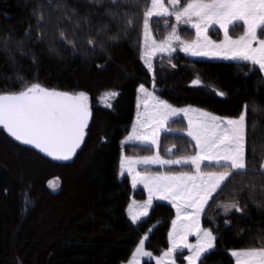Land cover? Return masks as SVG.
Returning <instances> with one entry per match:
<instances>
[{
	"label": "trees",
	"instance_id": "trees-1",
	"mask_svg": "<svg viewBox=\"0 0 264 264\" xmlns=\"http://www.w3.org/2000/svg\"><path fill=\"white\" fill-rule=\"evenodd\" d=\"M65 3L75 8L81 18L90 13L87 22L73 19L82 30L78 37L71 34L70 28L64 29L69 39L74 40V48L60 42L54 25L41 29L48 36L37 42V29L31 14L33 0H0V37L11 35L13 38V44L7 50L0 44V93L16 92L32 83L84 91L89 94L92 112L82 150L70 164L50 162L64 175H59L57 189H52L47 182L40 185L41 200L33 207L37 208L42 201L48 205H40L34 216L25 222L17 174L7 161L0 159V264H17L18 260L23 264H124L131 259L139 240L150 230L146 248L160 255L169 247L168 233L175 211L169 204L155 202L149 216L133 224L127 215L128 205L132 198L145 199L146 193L143 189L134 190L129 177L120 178L119 173L121 142L130 133L135 120L139 85L151 88L153 81L161 87L170 84L158 64L153 77L141 61L142 23L137 25L136 31L121 35L116 42L107 37L97 39V29L106 22L102 11L90 7L88 0H61V7ZM140 3L138 11L150 6V0H140ZM164 21L154 19L151 23L158 40L165 37L166 29L161 28ZM29 26L33 30L30 39L24 36ZM117 27L114 22L110 23L107 36L115 35ZM235 28L242 29L243 24H237ZM211 32L216 34L220 30L212 29ZM181 35L187 39L195 37L194 32L184 29ZM88 38L96 40L95 51L89 47ZM18 40L24 41L25 55L15 47ZM166 60L174 63L180 77L185 78L186 67H192L225 93L223 97L217 96L203 88L202 92L186 89L178 94H162L174 106H195L219 116L236 117L245 103L251 105L254 102L256 109L249 111L248 118L250 125L255 123L257 131L250 133L249 142H257L259 153L258 137L264 134V84L256 83L262 75L259 70L245 77L250 69L258 67L246 62L194 60L180 52ZM102 77L112 86L111 90L119 93L109 108L97 105L101 84L96 83ZM186 127L184 119L170 122L168 128L177 131L162 135L160 153L163 156L179 158L194 154L195 143L179 131ZM171 146H175V151L168 156L166 150ZM126 152L129 156H149L155 149L129 145ZM248 162L249 165L256 163L251 154ZM184 169L192 167L165 168L167 171ZM203 169L223 170L212 164H205ZM241 179L244 177H236L237 181ZM244 198L235 195L231 185L214 195L206 211L205 225L218 239L215 250L205 254L202 264H235L231 250L264 246V241L257 238L264 236V216L255 205L247 204V215L236 211L227 216L221 214V202L231 203ZM53 204L63 205L57 210ZM209 218L215 222H210ZM225 220L231 223L225 224ZM184 255L177 254L178 263H185L181 258Z\"/></svg>",
	"mask_w": 264,
	"mask_h": 264
},
{
	"label": "snow or ice",
	"instance_id": "snow-or-ice-1",
	"mask_svg": "<svg viewBox=\"0 0 264 264\" xmlns=\"http://www.w3.org/2000/svg\"><path fill=\"white\" fill-rule=\"evenodd\" d=\"M89 6L97 11H102L106 22L96 31L97 39H107L116 42L119 37L131 31H136L137 25L142 23L143 30V59L148 68H152L151 57L157 52L171 53L175 49L173 42H179L184 52L192 55L220 56L234 61L249 62L253 66L245 77L259 70L261 78L257 84H264V0H150V6L141 9L140 0H88ZM32 16L35 20L36 40L42 42L48 33L42 31L49 25L55 26V32L60 40L67 46H75L64 29H71L73 36H79L81 29L79 22L88 20V15L81 18L80 13L65 3L61 7V0H33ZM47 13V14H45ZM153 17H174L176 26L191 24L196 30L197 39L191 43L181 41L177 27H173L165 19V26L172 30L167 38L157 42L150 31L149 21ZM243 23V34L237 38L229 35V26L236 22ZM114 22L118 27L115 35L107 36L109 24ZM218 24L224 31V39L220 43L211 41L206 35L207 30ZM32 27L24 32L26 38H31ZM89 47L95 51L96 40L88 38ZM0 44L7 50L13 44L11 35L0 37ZM15 47L23 52L24 41H15ZM103 48V45H100ZM50 50H54L51 49ZM33 62L35 56L33 55ZM175 67V65H172ZM199 79L193 80V85H201ZM139 91L144 95L146 111L142 115L137 113V123L133 126L129 141L155 147L157 151L152 156L139 159L123 157L120 162V173L131 174L133 186L143 185L147 189V200L138 203L133 200L128 205V213L133 224L142 222V218L149 215V209L154 199L170 200L175 206L176 217L171 221V231L168 233L170 247L155 257V264H176L175 253L178 250L188 249L189 255L181 257L187 264H202L205 254L215 250L218 237L211 228H204L201 217L214 194L222 191L229 185L235 195L245 198L231 203L219 205L227 216L233 209L241 215H247L248 203L260 209L264 216V134L258 137L257 142H249V135L257 131L255 123L249 124L248 113L255 111L256 105L245 103L240 114L236 117H220L206 111H197L190 106L175 108L167 101H161L149 92L143 84ZM119 93L106 92L104 99L106 106L110 98ZM219 96H225L219 92ZM89 94L84 91L66 92L49 89L40 83H32L18 92L0 93V126L6 129L11 137L26 145H32L48 156L59 160H72L82 149L92 118L89 104ZM151 106L148 111L147 106ZM195 112V115L190 113ZM181 113L187 117L186 132L188 137L195 142V152L190 156H181L175 159H165L159 153L160 133H169L177 130L168 128L172 117ZM103 139V138H102ZM175 147V146H173ZM168 153L172 152L169 148ZM255 160L254 165H249V158ZM208 162L223 169L215 172H203L201 166ZM138 165H188L194 168L189 172H162L141 173L137 171ZM236 177H244L239 181ZM244 205V206H242ZM210 222H215L209 218ZM230 224L229 220L224 221ZM195 235V243H189V236ZM264 241V236H258ZM147 236L139 240L128 264H141L142 257H151L152 253L145 250ZM235 264H264V246L231 250ZM17 264H23L17 261Z\"/></svg>",
	"mask_w": 264,
	"mask_h": 264
},
{
	"label": "rangeland",
	"instance_id": "rangeland-1",
	"mask_svg": "<svg viewBox=\"0 0 264 264\" xmlns=\"http://www.w3.org/2000/svg\"><path fill=\"white\" fill-rule=\"evenodd\" d=\"M165 2L168 3V0H165ZM181 2L183 3L184 0H181ZM154 19H167L169 24H171L173 27H177V26H176V22H175L174 17H159V18L158 17H153V18H151L150 21H149L151 36L159 43V42H161V41H163V40H165L167 38V36L171 32L172 28L168 27V26H165V24L163 22V26L161 28L162 29H166V31H165L166 33H163V35H165V37L162 40H158L155 37V35H154L153 27L151 25L152 20H154ZM237 24H243V23L238 21L234 25L229 26V35L232 36L234 39L243 34L244 26H243L242 29L237 30L235 28ZM182 29L194 32L195 37L192 38V39L184 38L181 35V30ZM212 29H218V30H220V32L216 33V34H213L211 32ZM177 31H178V35H179L181 41H185V42L191 43V42H193V41H195L197 39L196 30H195V28L192 27L191 24H180L177 27ZM206 35L208 36V38L211 41H213L215 43H220L224 39V31H223V29L220 28V26L218 24H214L211 27H209V29L207 30ZM261 38H264V36H261ZM143 43H144V41H143V33H142V44H141V61H142V63L144 64V66L146 67L148 72L153 77H155V75H156V73H155L156 72V66L158 64L160 66V68L164 71V74L166 75V77L168 79V82L170 84L169 87H161V86H158L153 81L152 85H151V88H148L147 86H145L143 84L145 86V88L149 92L154 93V96L157 97L161 101H167V100L159 92H157V90L163 91L164 94H169V93L178 94L179 92H181V90L190 89L191 91L194 90L196 92H200V91L202 92L203 88L204 89L207 88V89L211 90L212 92H214L217 96H219L218 95L219 92H224V91L221 90V88L218 85L207 81L199 71H197L196 69H194L192 67H186V71L187 72L185 74L186 75L185 78L180 77L178 72H177V68L176 67H172V65H174V63L172 61L166 60V58H172L178 52L184 54L187 58L194 59V60H213V61L238 62V63L244 62V61H234V60L226 59V58L220 57V56L192 55L189 52H184L183 51V47H182V45L179 42H173L172 47L175 50L172 51L171 53L157 52L154 56L151 57L152 68L149 69L147 64L144 62V59H143ZM246 63H249V62H246ZM196 79H199L202 82L201 85H193L192 84V81L196 80ZM96 84H101V89H100L101 92L98 94L99 97L97 99V105H100L102 107H107L106 103H105L104 99H102V97H103V95L106 92L113 91V90L110 89V87H112V86L108 84V82L105 79V77L100 78V80H98V82ZM153 85H154L155 89L153 88ZM93 87H95V86H93ZM114 98H110L108 100V103H110L111 106L113 104ZM143 101H144V95H143V93H141L139 91V87H138L137 100H136L135 120H134V123L132 125L130 133L121 142V160L125 156L133 158V159H139V158L145 157V156H129L127 154V152H126V148L129 145L147 146V145L141 143L140 141H129V140H127V137L132 132L133 126L137 123V113L139 112V113H141L143 115L145 113V111H146V105H145V103ZM172 106L175 107V108H187V107H189V106L177 107V106H174V105H172ZM190 107L192 109H194V110H197V111H206L204 109H200V108L195 107V106H190ZM147 109H148V111L152 110L150 105L147 106ZM206 112H208V111H206ZM209 113H211V112H209ZM190 115L194 116L195 112L190 113ZM214 115H216V114H214ZM216 116H219V115H216ZM220 117H223V116H220ZM178 119H184L186 121V123H187V117L184 116L183 113H181L179 116L172 117L169 120L168 125L170 124V122L178 120ZM164 133H169V132L162 131L160 133V141H161V137H162V135ZM183 134L187 136L186 132H183ZM188 138L191 139V137H188ZM147 147H149V146H147ZM152 148L155 149V152L157 151V149L155 147H152ZM169 148L172 149V152L171 153L167 152V155L171 156L174 153V151H175V147L171 146ZM159 153H160V145H159ZM154 154H152V155H154ZM152 155H149V156H152ZM160 155L162 157H164L165 159H175L174 157H165L161 153H160ZM0 159H3L5 161H7V163H9L11 168L17 174L18 182H19V185H20V188H21V192H22V197H23V203H24L23 221L25 222L26 220H28L29 218H32L34 216L35 212L37 211V208L40 205L41 206H42V204L48 205V204H46V202L42 201V203H40L37 208L35 206H34L35 208L33 207L35 202H37V204H38L40 202V200H41V195L39 193L40 185L43 182H47L48 185L52 189H57L58 186H59V180H60L59 175H64V174H62V172H59V168H53L50 165V161L49 160H47L44 157H42L41 155L37 154L36 152L31 150L30 148H28L24 144L15 141L3 129H0ZM205 164H209V163L205 162ZM205 164H203L201 166V170L203 172H215V171H217V170H212V171L204 170L203 166ZM174 167H189V166L188 165H184V166H180V165H168V166H161V165L144 166V165H138L137 166V171H139L141 173L147 172V173H151V174L162 173V172H169V173H172V172H176V173H178V172H189V173H191V172L194 171V168L192 166H191L192 169H190V170H187V169L178 170V171H167V170H165V168H174ZM152 168H161V170H158V171L150 170ZM124 176H128L129 177L131 186H132V188L134 190L143 189L145 191V193H146V198L145 199L138 200V199L132 198L129 204H131L133 200L137 201L138 203H143L144 201H146L147 200V196H148L147 189L143 185L133 186L132 182H131L132 177H131L130 173L125 172V174L123 176L120 175V178H123ZM155 202L166 203V204H169L170 206H172L174 211H175V215H174L173 219H175V217H176V209H175V206L171 203L170 200L154 199L153 205H154ZM210 202H211V200L209 201L208 205L205 207V211H204V213H203V215L201 217V224H202V227H204V228H209V227H207L205 225V215H206V211H207V208H208ZM53 205H55V209L58 210V209L61 208V206L63 204H59V205L53 204ZM153 205H152V207H153ZM50 206H51V204H50ZM152 207L149 209V214L151 212ZM220 208H221V214L223 216H225L224 209L222 207H220ZM44 211H46V210H44ZM234 211H236V210L235 209L231 210L229 212V214L234 212ZM127 215H128V217L130 219V216H129V213H128V208H127ZM147 217L142 218V221L145 220ZM151 231L152 230H150L147 234H145L141 238V239H143L145 236H147V239L145 240V250L146 251H149L146 248V244L148 242V238H149V235H150ZM170 231H171V228H170ZM188 240H189V243H195V241H196L195 235L189 236ZM168 241H169V247H170L171 245H170L169 236H168ZM166 250H164V251H166ZM162 253L160 255H162ZM178 253H185V255H184V257H185V256L189 255V250L188 249H183L182 251L178 250L175 253V257H177ZM160 255H155V254L152 253L151 257H142L141 258V264H144L145 262H151V261H154V263H155V257L160 256ZM234 260H235V258H234ZM124 264H128V262H125ZM176 264H187V262L185 260V263H178L177 260H176Z\"/></svg>",
	"mask_w": 264,
	"mask_h": 264
},
{
	"label": "water",
	"instance_id": "water-1",
	"mask_svg": "<svg viewBox=\"0 0 264 264\" xmlns=\"http://www.w3.org/2000/svg\"><path fill=\"white\" fill-rule=\"evenodd\" d=\"M28 86H29V85H28ZM43 86H44V87H47V88H49V89H57V90H59V91H66V92H79V91H69V90H63V89H58V88H52V87H48V86H45V85H43ZM26 87H27V86H26ZM24 88H25V87H24ZM24 88H23V89H24ZM153 88L155 89L154 85H153ZM23 89H21V90H23ZM21 90H19V91H21ZM16 92H18V91H16ZM157 92H159L161 95L164 94V92L161 91V90H157ZM3 93H6V92H3ZM89 127H90V122H89ZM0 129H3V130L6 131V129H4L3 126H0ZM6 132H7V131H6ZM88 133H89V128H88V131H87V135H86L85 141L87 140ZM7 134H8V133H7ZM8 135L10 136V134H8ZM10 137H11V136H10ZM11 138H13V139L15 140L14 137H11ZM15 141H16V140H15ZM17 142L22 143V142H20V141H17ZM22 144H23V143H22ZM84 144H85V143H84ZM84 144L82 145V148H83ZM24 145L27 146V147H29L31 150H33V151L36 152L37 154L41 155V156L44 157L45 159L49 160L50 162H52V163H57V164H61V165H67V164L72 163V162L76 159V157H77V155L79 154V152L82 150V149H81V150H78L77 155H76L75 157H73L72 160L64 161V160H59V159H56V158H54V157L48 156L46 153L40 151L39 149L35 148V147L32 146V145H26V144H24Z\"/></svg>",
	"mask_w": 264,
	"mask_h": 264
},
{
	"label": "flooded vegetation",
	"instance_id": "flooded-vegetation-1",
	"mask_svg": "<svg viewBox=\"0 0 264 264\" xmlns=\"http://www.w3.org/2000/svg\"><path fill=\"white\" fill-rule=\"evenodd\" d=\"M41 84V83H40ZM41 85H43V84H41ZM91 108V107H90ZM29 148V147H28Z\"/></svg>",
	"mask_w": 264,
	"mask_h": 264
}]
</instances>
